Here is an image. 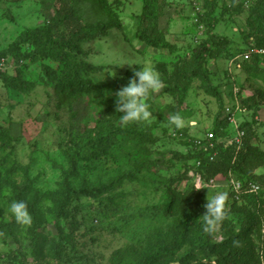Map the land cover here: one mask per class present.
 <instances>
[{"label": "rangeland", "instance_id": "obj_1", "mask_svg": "<svg viewBox=\"0 0 264 264\" xmlns=\"http://www.w3.org/2000/svg\"><path fill=\"white\" fill-rule=\"evenodd\" d=\"M108 1L110 11L94 0H0V54L5 53L0 67V264H146L150 259L149 264H181L185 253L192 255L190 263L214 264L219 255L212 245L237 235L234 226L249 218L255 227L249 239H240L239 248L250 251L249 264H264V193L253 210L242 208L247 200L233 204L229 196L226 218L206 230L201 216L207 189L210 195L217 189L229 193L230 179L213 177V170L198 171V161L188 155L191 149L182 137L173 136L182 132L201 139L217 110L233 103L234 90L263 89L246 72L254 56L264 57L246 28L249 7L256 0H244L241 10L227 13L220 6L226 0H217L209 21L205 1L210 0H167L158 25L171 50L149 48L134 37L137 0ZM30 31L33 42L14 44ZM221 36L230 42L224 50L220 46L223 56L207 58L204 64L194 58L202 43L216 48L214 37ZM177 60H186L188 75L201 66L205 76L195 72L185 92L168 93L165 85L153 94L155 118L150 122L121 124L116 92L130 79L126 75L158 62L172 70ZM80 64L100 71H87ZM63 75L76 79L73 87L61 83ZM208 82L218 96L209 95ZM263 104L260 99L258 107ZM176 107L185 119L180 128L170 123ZM106 134H115L111 150L116 157L78 155L77 172L69 183L110 184L111 190L102 195L103 203L100 198L71 196L63 223L71 237L67 235L69 243L56 260L49 252L57 239L55 214L70 166L65 153L86 137ZM256 141L264 150V140ZM134 150L139 157L127 154ZM140 157L143 165L137 171ZM24 187L40 223L36 243L31 223L18 222L9 210ZM186 198L199 199L198 218L184 219V207L178 206ZM168 199L173 201L167 209ZM104 203L111 207L104 210ZM249 240L255 248L247 246Z\"/></svg>", "mask_w": 264, "mask_h": 264}, {"label": "trees", "instance_id": "obj_2", "mask_svg": "<svg viewBox=\"0 0 264 264\" xmlns=\"http://www.w3.org/2000/svg\"><path fill=\"white\" fill-rule=\"evenodd\" d=\"M96 3H98L104 11H110V4L108 0H94ZM140 4V13L138 15V24L134 33V37L144 44L145 46L152 48V49H169L171 50V47L169 46L168 42L166 41V34L165 31L159 27V20L162 18V14L164 11V8L166 9V6H168L167 0H137ZM244 0H226L223 4H220L222 8V13H227L229 11H239L241 10L242 6L244 5ZM60 8L62 9L65 3L60 4ZM217 0H210L208 4L205 1V7L206 9H209L210 12L208 13L207 20L209 21V17L211 14L214 13L215 7L218 8ZM204 16V10L200 13V17L203 18ZM246 28L247 31L252 33L253 39H254V46L259 49H264V0H256L254 4H252L249 7L248 10V18L246 19ZM31 33L33 31H30L28 34H21L14 44H18L21 42L28 43L33 42L31 38ZM215 42L214 46H217L216 48H213V46H208L205 42L202 43L198 48V52L194 54V58L198 60L199 62L202 61V64L205 63L207 58H213L218 59L219 56H223V51L220 48V46H223V50L226 49L224 47H229L230 44L229 40H227L224 36L221 37H214ZM234 41V39H233ZM261 56H254L253 63H251V66H248L246 68L247 72V78L252 77L253 79L259 80L264 85V66H262V60ZM5 62V53L0 54V67ZM85 70L91 71V72H98L100 71V68H97L95 66H92L90 64H80ZM156 70L161 74V78L163 79L166 89L168 90V93L173 92H185L190 86V83L192 81V78L195 75V72H200L202 75V78L205 76L204 71L202 67H196L193 72H190L188 75V65L186 63V60H177L174 63V66L172 70H169L168 66L164 63H157L156 64ZM128 75V74H127ZM126 78H133L134 75H129ZM211 78V76L209 75ZM75 78L67 75H63L61 78V83L69 84L71 83V87H73V83ZM208 81V80H207ZM205 87L209 93V95L216 97L218 96V90L217 88L212 84L206 83ZM239 98L241 100V107H246L248 110L253 111L255 108L258 107L259 100H264V86L262 90H256L254 92H246L242 89V91L239 93ZM151 99V97H150ZM149 99V103H150ZM264 106V104H263ZM216 112L213 123L210 128H207L209 130L206 133L204 137H201L199 139L201 142L205 143V140H208L214 144L213 151H210L207 149V147L203 146H196L194 143V140L191 137L185 135L182 132H176V134H179L178 136L182 137L183 141L187 144L189 149H191V153L188 154L191 158H194L196 162L198 161L197 165L195 166L196 169L200 172L205 173V171H211L214 176L213 177H224L230 178L229 174L232 178L239 180L244 187L248 182L256 183L260 186V190L255 193H242L240 194V202L243 200V202L246 201V205L242 206V208L249 207L250 210H253L254 207L260 206L261 204V196L264 193V150H261L257 145L253 144V139L260 140V135L258 133V123L256 120H245L242 119V121L239 124V129L243 130L245 132L244 138L242 140V144L238 147L233 142V136L231 135V132L227 129L228 125L224 120H221L222 116V109L219 108ZM172 112L174 114H181L180 109L178 107L173 108ZM256 114V112H253V116ZM211 131V132H210ZM133 135V133H131ZM211 135V137H209ZM149 136V135H146ZM136 137V135H135ZM114 138L115 134H106L101 135L95 138L92 137H86L84 141L80 143H74L70 145L69 150L65 153L68 163H69V170L67 175L64 178V190H63V197L60 207L58 208L57 213L55 214V230L57 233V239L54 242V244L51 247L50 255L53 256L56 260L61 258L62 254V248L66 247V245L69 243L68 236L69 234H66V230L64 227V222L68 218L67 216V206L70 201V198L72 195H76L78 197L83 196L86 198L91 199L92 201H96L98 198L101 199V202L103 203V197L105 193L109 192L111 190L110 184H102L100 186H83L80 185L79 187H72L69 183V179L73 178V174H76V167L77 162L79 159L77 158L78 155H90L93 154L96 157H103V156H109V157H116V153L114 150H111L114 146ZM215 153V156L213 157V160H210V156ZM128 155H135L139 157L140 152L137 150H134L133 154L130 152H127ZM141 161L137 167V171H140L141 166L143 165L142 157ZM252 159V160H250ZM247 163V164H246ZM225 164V166L222 168V166ZM248 165V168L246 171H244L241 166ZM195 165V164H194ZM223 169V171L221 170ZM217 170V171H216ZM219 171V172H218ZM217 172V173H216ZM221 175V176H220ZM113 184V183H111ZM230 196L231 201L234 203L235 200L233 199L232 195L233 193H228ZM27 195L25 193V187L20 188L18 191V195L16 196L17 200H23L28 204V210L31 214L32 220H31V227L30 232L32 233V242H37L36 234L38 233L40 229V223L38 221L37 217V211L35 203L30 202L25 197ZM173 199H168L166 202H164V205L168 209L170 207V204L172 203ZM100 202V203H101ZM238 202V201H237ZM199 204L198 198H186L184 200L180 201V205L178 204V208L184 207L183 209V217L185 220L189 219H195L199 217V212H197V205ZM104 205L103 209L106 210V207H111V204L104 203L100 204ZM236 209L234 205H232ZM238 208V207H237ZM205 212V211H204ZM264 217V216H263ZM93 222H97V218L95 220H92ZM254 223L255 220L253 218H249L248 222L246 224H241L240 227H235V230L237 232V235L233 236L229 234L228 238L223 243H215L212 245L213 253L216 255H219L218 258L215 259L214 264H249L250 262V256L251 253L249 250H247L246 253L244 251L240 250V239L247 240L249 239L251 232L254 229ZM70 236V235H69ZM71 237V236H70ZM247 246H251L255 248V245L251 240L248 241ZM224 249V250H222ZM226 250V251H225ZM250 250H252L250 248ZM223 251L226 253L223 254ZM160 255V254H159ZM184 258H182L183 262L181 264H202L201 262L198 263H190V260L193 258L191 254L185 253ZM223 255V256H222ZM253 255V253H252ZM37 258L35 257V260ZM152 259L149 261L151 262ZM189 261V262H188ZM150 262H147L146 264H149ZM39 264V263H38ZM207 264H211L209 261Z\"/></svg>", "mask_w": 264, "mask_h": 264}, {"label": "clouds", "instance_id": "obj_3", "mask_svg": "<svg viewBox=\"0 0 264 264\" xmlns=\"http://www.w3.org/2000/svg\"><path fill=\"white\" fill-rule=\"evenodd\" d=\"M258 54L264 55L262 53ZM164 87L165 83L161 78V74L154 66L146 64L140 70H136L134 72V77L129 79L127 84L123 86L118 92H116V111L121 113L119 117L120 123L127 125L128 123L133 122H150L153 120L155 117L152 115L153 111L151 110L149 99L153 96V94L159 93ZM239 93L240 91L234 90L233 103L231 105L225 103L223 104V108H221V120H224V122L227 123V129L231 132V135L233 136L232 138H234L238 131L244 132L243 130L239 129V124L242 121V119L238 117L239 115L250 114L251 120H256L255 117L257 115L256 113L253 116V112H256L255 110L252 113H247L250 110L244 106L241 107ZM170 123L175 127L180 128L184 126L185 119L181 114L177 113L170 117ZM173 136L177 137L178 135L175 133ZM196 141L200 140H194V143ZM229 177L230 178L228 179L231 180L232 177L230 174ZM206 197V202L204 204L206 211L201 217L203 218L206 230H211L222 223L226 218L229 194L223 189H217L214 194L210 195L209 190L207 189ZM9 210L18 222H21L25 225L31 223L32 217L28 210V204L25 201H13Z\"/></svg>", "mask_w": 264, "mask_h": 264}, {"label": "built area", "instance_id": "obj_4", "mask_svg": "<svg viewBox=\"0 0 264 264\" xmlns=\"http://www.w3.org/2000/svg\"><path fill=\"white\" fill-rule=\"evenodd\" d=\"M257 53L264 54V50H259ZM243 136H244V132L238 131L237 134L233 138L234 144L237 145L238 147L241 145ZM209 137H211V135H209ZM195 145L201 146V147L205 146L210 151H213V149L215 148L214 144L208 140H205V143H201L200 141H196ZM214 156H215V153H213V155L210 156V160H213ZM211 182H213V181H211ZM230 186H231L230 192L233 193L232 197L236 201H240V194H242V193L247 192V193H255L256 194L260 190V186L258 184L251 183V182L246 183L245 190H244L243 184L239 180H236L233 178L230 180Z\"/></svg>", "mask_w": 264, "mask_h": 264}, {"label": "crops", "instance_id": "obj_5", "mask_svg": "<svg viewBox=\"0 0 264 264\" xmlns=\"http://www.w3.org/2000/svg\"><path fill=\"white\" fill-rule=\"evenodd\" d=\"M232 81H233V80H232ZM254 110H255L256 113H257L255 119L258 121V122H257V123H258V128H259L258 132L261 131L260 134H259V135H260L259 138H261V139L264 140V129H263V126H264V114H262V111H264V106L257 107V108H255ZM254 110H253V111H254ZM253 111H249V112H247V113H252ZM245 114H246V113H245ZM238 117H239L240 119L251 120V118H250V114H248V115H247V114H246V115H239ZM260 129H263V131L260 130ZM253 144L258 146V141H256L255 138L253 139Z\"/></svg>", "mask_w": 264, "mask_h": 264}]
</instances>
